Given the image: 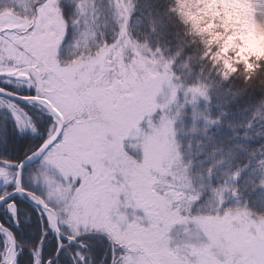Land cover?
Wrapping results in <instances>:
<instances>
[{
	"label": "snow or ice",
	"instance_id": "obj_1",
	"mask_svg": "<svg viewBox=\"0 0 264 264\" xmlns=\"http://www.w3.org/2000/svg\"><path fill=\"white\" fill-rule=\"evenodd\" d=\"M0 264H264V0H0Z\"/></svg>",
	"mask_w": 264,
	"mask_h": 264
}]
</instances>
